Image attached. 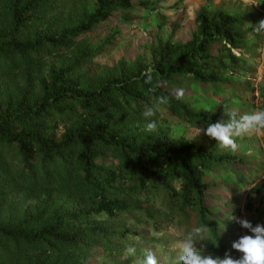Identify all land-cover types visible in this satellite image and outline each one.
<instances>
[{"label": "trees", "instance_id": "16d2710c", "mask_svg": "<svg viewBox=\"0 0 264 264\" xmlns=\"http://www.w3.org/2000/svg\"><path fill=\"white\" fill-rule=\"evenodd\" d=\"M157 7L151 0H0V264H111L140 236L127 220L137 216L181 236L206 225L197 248L239 258L232 242L241 226L230 218L242 215L234 195L232 205L225 198L220 170L240 153L208 136L172 134L158 109L157 130L147 132L143 111L162 96L194 127L227 119L191 90L246 88L233 77L246 69L241 51L262 44L264 32L253 26L264 19V0L202 4L189 36L177 39L183 6L162 15L167 37L152 34L132 63L102 67L114 42L95 40Z\"/></svg>", "mask_w": 264, "mask_h": 264}, {"label": "rangeland", "instance_id": "374dc122", "mask_svg": "<svg viewBox=\"0 0 264 264\" xmlns=\"http://www.w3.org/2000/svg\"><path fill=\"white\" fill-rule=\"evenodd\" d=\"M151 1H156L158 4L155 10L138 12L136 18L128 24H119L118 26L113 24L108 27L105 34L95 40V43L100 44L106 36L112 38L114 42L113 46L109 48L108 54L98 60L102 67L115 66L121 59L132 63L150 45L152 34L160 33L167 37L170 30L167 24L163 22L162 15L168 18L186 6L184 31L176 36L177 39H186L190 34V22L199 6L207 4L212 7L220 2V0H184L177 4L178 0ZM243 1L259 5L263 0ZM251 38V42H254L255 39ZM241 53L242 58L246 61V69L240 75L234 76L233 79L243 82L246 88L227 89L216 93L212 87L201 89L194 85L191 92L194 97L201 101V106L218 111L234 110L241 115L263 109L264 37L262 44L256 49H244ZM157 109L160 113L161 124L168 128L172 134L183 135L189 139H201L207 136L203 131L201 132L206 127L197 128L188 121L180 119L167 104L159 105ZM236 142L238 147L235 151L240 153L237 163L220 170L224 183L230 189L228 193H225V198L231 205L234 204L232 199L236 198V207L239 208L242 219L249 220L253 226L264 224V137L247 135L237 138ZM23 199L20 198L18 202L26 206L28 200ZM66 203L72 206L71 200H66ZM104 217L102 216L103 219ZM127 220L130 226L141 233L140 236L129 238L126 244H132L136 247V255L125 258V245L119 253L112 257L111 264L127 262L134 264V261L139 264V260L143 259L145 249H150L156 254L159 264H171L176 255L174 251L175 242L182 237L178 229L165 227L156 230L151 222L142 216L130 217ZM239 233L240 235L251 234L242 227ZM103 258L108 259V255Z\"/></svg>", "mask_w": 264, "mask_h": 264}, {"label": "clouds", "instance_id": "9594fccd", "mask_svg": "<svg viewBox=\"0 0 264 264\" xmlns=\"http://www.w3.org/2000/svg\"><path fill=\"white\" fill-rule=\"evenodd\" d=\"M253 31L264 32V19L253 26ZM178 95H182V93H178ZM167 103V98L161 96L157 97L156 104L145 106L143 117L148 121L145 131L154 132L157 130V121L152 118L156 116L158 106ZM224 116L227 119L221 118L215 123H209L206 129L201 130L208 137L217 141L221 148L235 151L238 147L237 138L247 135L264 137V109L242 115L234 110H225ZM230 220H236L242 228L251 233L241 235L232 242V249L240 253L239 258H234L230 252H225L223 257L202 253L196 245L207 238L208 226L200 225L188 230L175 242L176 255L171 264H264V224L253 226L249 220L234 216ZM124 251L125 258H129L134 257L137 250L134 245L128 244ZM134 264H136L135 261ZM139 264H159V260L152 250L145 249L143 259L139 260Z\"/></svg>", "mask_w": 264, "mask_h": 264}]
</instances>
